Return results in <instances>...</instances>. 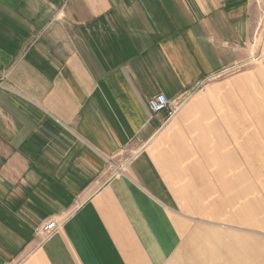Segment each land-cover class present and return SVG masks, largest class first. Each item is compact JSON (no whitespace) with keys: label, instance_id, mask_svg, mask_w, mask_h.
<instances>
[{"label":"crops","instance_id":"1","mask_svg":"<svg viewBox=\"0 0 264 264\" xmlns=\"http://www.w3.org/2000/svg\"><path fill=\"white\" fill-rule=\"evenodd\" d=\"M259 10L0 0V264H264Z\"/></svg>","mask_w":264,"mask_h":264},{"label":"rangeland","instance_id":"2","mask_svg":"<svg viewBox=\"0 0 264 264\" xmlns=\"http://www.w3.org/2000/svg\"><path fill=\"white\" fill-rule=\"evenodd\" d=\"M257 1L260 4V10L254 17L251 39L246 47V58L240 62L237 71L255 70L260 72L264 85V0Z\"/></svg>","mask_w":264,"mask_h":264},{"label":"built area","instance_id":"3","mask_svg":"<svg viewBox=\"0 0 264 264\" xmlns=\"http://www.w3.org/2000/svg\"><path fill=\"white\" fill-rule=\"evenodd\" d=\"M264 7V1H263ZM184 99L170 100L164 94H158L150 98L149 105L154 113L166 112L168 119L173 117L183 106ZM56 221H50L42 227L43 239L48 238L57 228Z\"/></svg>","mask_w":264,"mask_h":264}]
</instances>
